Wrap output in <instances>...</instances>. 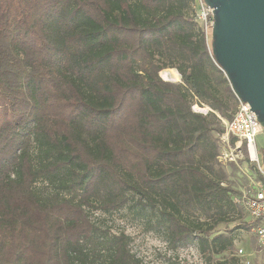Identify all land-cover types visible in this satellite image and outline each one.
Returning a JSON list of instances; mask_svg holds the SVG:
<instances>
[{
    "label": "trees",
    "instance_id": "obj_1",
    "mask_svg": "<svg viewBox=\"0 0 264 264\" xmlns=\"http://www.w3.org/2000/svg\"><path fill=\"white\" fill-rule=\"evenodd\" d=\"M196 19L195 0H0V264H143L90 217L130 205L241 264L214 258L241 208L219 160L236 99Z\"/></svg>",
    "mask_w": 264,
    "mask_h": 264
},
{
    "label": "rangeland",
    "instance_id": "obj_2",
    "mask_svg": "<svg viewBox=\"0 0 264 264\" xmlns=\"http://www.w3.org/2000/svg\"><path fill=\"white\" fill-rule=\"evenodd\" d=\"M160 75L167 81L181 82V75L175 68L164 69ZM220 94L222 97L228 98L223 88H221ZM191 101L193 109L197 112L207 114L211 110L208 105L197 103L196 99ZM226 120L221 117L224 126ZM256 141L262 161L264 132L258 135ZM222 166L229 178L233 180L234 188L240 190L247 186L246 174L242 171L246 169L245 164L242 165V168L235 163H223ZM131 203L133 202L131 201ZM240 207L235 220L221 223L216 229L219 232H231L235 236L234 247L214 255V258L235 256L239 258L241 264H264V247H260L257 242L253 220L247 210L241 205ZM90 217L104 230L113 233L124 232L130 235V249L142 260L143 264H213L206 255L199 251L195 239L177 249L171 248L159 229H147L146 221L136 212L133 205L112 212L95 209L90 212ZM245 221L250 223V227H244L242 222ZM240 250H243V253ZM247 261L249 263H246Z\"/></svg>",
    "mask_w": 264,
    "mask_h": 264
},
{
    "label": "water",
    "instance_id": "obj_3",
    "mask_svg": "<svg viewBox=\"0 0 264 264\" xmlns=\"http://www.w3.org/2000/svg\"><path fill=\"white\" fill-rule=\"evenodd\" d=\"M204 1L213 9L215 63L264 127V0Z\"/></svg>",
    "mask_w": 264,
    "mask_h": 264
},
{
    "label": "built area",
    "instance_id": "obj_4",
    "mask_svg": "<svg viewBox=\"0 0 264 264\" xmlns=\"http://www.w3.org/2000/svg\"><path fill=\"white\" fill-rule=\"evenodd\" d=\"M195 8L196 20L211 47L213 9L204 0H195ZM224 74L228 78L225 72ZM233 92L236 98V109L233 117L226 120L225 130L219 137V160L222 164L235 163L241 168L243 164L246 165V169L242 171L246 174L247 186L240 188L239 193L234 195V201L243 206L252 218L257 242L263 248L264 164L260 159V150L256 140L258 135L264 132V127L250 103L243 101L234 90ZM240 252L243 253V250Z\"/></svg>",
    "mask_w": 264,
    "mask_h": 264
},
{
    "label": "crops",
    "instance_id": "obj_5",
    "mask_svg": "<svg viewBox=\"0 0 264 264\" xmlns=\"http://www.w3.org/2000/svg\"><path fill=\"white\" fill-rule=\"evenodd\" d=\"M236 99V98H235ZM236 101V100H235Z\"/></svg>",
    "mask_w": 264,
    "mask_h": 264
}]
</instances>
